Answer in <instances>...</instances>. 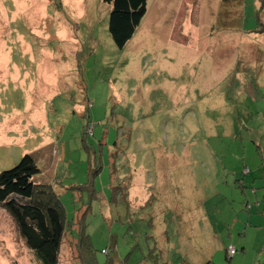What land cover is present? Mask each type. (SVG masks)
Listing matches in <instances>:
<instances>
[{"label":"rangeland","instance_id":"374dc122","mask_svg":"<svg viewBox=\"0 0 264 264\" xmlns=\"http://www.w3.org/2000/svg\"><path fill=\"white\" fill-rule=\"evenodd\" d=\"M147 8L120 49L102 0H0V172L35 158L59 264H264V0ZM14 262L39 264L0 206Z\"/></svg>","mask_w":264,"mask_h":264},{"label":"trees","instance_id":"16d2710c","mask_svg":"<svg viewBox=\"0 0 264 264\" xmlns=\"http://www.w3.org/2000/svg\"><path fill=\"white\" fill-rule=\"evenodd\" d=\"M102 1L111 6L109 33L112 40L123 49L146 16L148 0ZM40 172L30 154L24 155L13 168L0 172V206L14 220L36 263L59 264L66 230L73 226L66 224L64 207L52 186L35 183L34 177ZM84 240L89 246V240L84 237L82 240V235L77 245L82 246ZM78 246L77 258L80 260ZM104 253L109 254L106 250Z\"/></svg>","mask_w":264,"mask_h":264},{"label":"built area","instance_id":"2783aa9c","mask_svg":"<svg viewBox=\"0 0 264 264\" xmlns=\"http://www.w3.org/2000/svg\"><path fill=\"white\" fill-rule=\"evenodd\" d=\"M237 253V250L233 246L228 247V254L230 257H233Z\"/></svg>","mask_w":264,"mask_h":264}]
</instances>
